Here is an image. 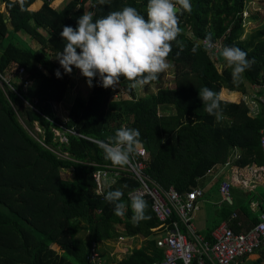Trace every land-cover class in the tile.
<instances>
[{"label": "trees", "instance_id": "obj_1", "mask_svg": "<svg viewBox=\"0 0 264 264\" xmlns=\"http://www.w3.org/2000/svg\"><path fill=\"white\" fill-rule=\"evenodd\" d=\"M34 1L24 0L22 8L19 0H0L5 6V13H0V264H90L89 243L121 232L149 238L118 264L162 261L164 252L152 238L161 221L151 201L145 199V215L150 219L134 225L128 194L139 184L132 173L121 170L127 165L116 166L104 158L98 141L107 142L121 126L138 129L147 157L136 150L129 160H143L145 175L164 189L174 186L181 193L196 187L208 170L226 164L235 148L242 154L238 165H264V114L253 118L243 102L220 99L223 119L217 122L198 96L203 87L220 95L222 88L246 92L249 84L263 82L264 14L250 11L248 20L258 28L240 38L247 0H190L192 11L177 13L182 30L177 39L184 49L173 42L167 58L174 66L173 87L138 98L123 78L115 88H104L94 79L87 99L77 97L65 120L54 106L64 101L77 69L66 74L54 58L65 43L59 35L63 26L77 27V18L89 11L91 2L93 21L125 5L147 18V0H110L105 5L97 0H69L61 10L47 2L33 10ZM257 2L264 8V0ZM19 32L38 41V47L16 39ZM209 37L221 47H239L254 59L238 84L233 83L226 61H219L213 49L200 43L209 42ZM57 68L62 78L55 76ZM20 69L24 70L21 76ZM162 76L150 84H158ZM25 81L30 83L24 87ZM16 109L29 128L39 123L40 137L19 121ZM56 129L64 132L65 139ZM65 170L71 172L70 179L62 177ZM114 170H121L122 176L104 193L122 190L128 205L123 216L96 193L94 173ZM53 243L61 253L51 247ZM259 250L260 260L252 264L264 260V245Z\"/></svg>", "mask_w": 264, "mask_h": 264}, {"label": "clouds", "instance_id": "obj_2", "mask_svg": "<svg viewBox=\"0 0 264 264\" xmlns=\"http://www.w3.org/2000/svg\"><path fill=\"white\" fill-rule=\"evenodd\" d=\"M19 2L23 8L24 0ZM97 3L105 5L110 0H97ZM181 11H192L190 0H147V18L129 5L123 6L121 10L109 11L95 21L92 11L84 12L77 18V27L63 26L59 35L65 43L54 58L66 74H71L73 67L79 69L89 87L97 79L100 86L115 88L121 78L129 82L130 89L146 86L172 66L167 58L173 42L181 51L184 49L183 42L177 39L182 31L177 15ZM206 47H213L210 37ZM196 51L194 47L192 52ZM217 52L231 69L234 84L240 82L242 74L254 63V59L250 60L248 54L239 47L223 46ZM60 68L54 73L57 78H62ZM198 96L205 111L214 115L217 122L221 121L223 112L218 93L203 87L198 91ZM139 137L138 129L121 126L107 142L98 141V147L103 150L106 160H110L113 165L123 166L135 154L140 144ZM261 143L264 144V139ZM94 176L96 179V173ZM97 195H103L113 205L116 215H124L128 205L122 200L121 189L97 192ZM130 200L134 225L150 219L145 215L147 202L142 196H131Z\"/></svg>", "mask_w": 264, "mask_h": 264}, {"label": "crops", "instance_id": "obj_3", "mask_svg": "<svg viewBox=\"0 0 264 264\" xmlns=\"http://www.w3.org/2000/svg\"><path fill=\"white\" fill-rule=\"evenodd\" d=\"M43 2H47L51 4L55 9L61 10L69 2V0H35L32 9H39ZM93 6L94 5L92 2L88 5L89 11H91ZM0 13H5V6L3 3H0ZM43 32L47 34L46 31ZM17 37L21 40H24L25 42H28L32 47H38L39 45L38 41L30 38L24 32L17 33ZM216 58L218 59L217 54ZM164 76L165 73L163 72V76L160 82L162 81ZM166 76H170L172 81H167V83L165 84L166 86L164 87H173V73H170ZM146 86L154 85L148 84ZM164 87H159L157 88V90ZM137 88L138 87L134 89L135 93ZM247 88L248 89L246 92H230L229 90L222 88L219 97L222 101L226 102H243L249 109V116L253 118L259 117L264 114V105L259 100V97H264V86L260 85V87H257V85L249 84ZM157 90L155 91V93L157 92ZM252 102L254 104H252ZM140 147L143 146L139 144L137 148ZM241 157L242 154L240 149L235 148L226 164L216 165L212 169L208 170L205 175L198 179L197 186L192 189L200 190L202 192V195H200L196 200L197 207L192 212V223L195 227L196 234L206 241L210 242L211 240H213V233L221 224H228V226L231 227L234 231L239 230V232H245L255 224H257L261 219V216L264 215V165L253 163L245 166H240L237 164V162L239 159H241ZM121 170L126 171V169L123 168ZM120 171L114 170L112 172H119L117 178H120V176H122ZM132 177L138 182L134 175H132ZM226 181L231 184L232 188L229 197L227 199H223L220 193V186L222 182ZM107 187V185H104L102 190L99 191L96 184V193L104 192ZM171 187L175 188L174 186ZM176 219H178L181 230L186 234H189L190 231L182 222V220L177 217V215ZM153 230L155 234L152 235V238L155 239L157 246L164 252L165 258V249L158 245V240L164 235V233L160 230H157L156 227L153 228ZM86 235L87 234H84L83 237H86ZM148 238L149 237H146L142 234L127 235L121 232L117 236L107 238L99 242L92 241L89 243L87 260L90 264H118L124 259L132 256L135 250L141 249L144 245H146ZM92 244L94 245V247H96V250L98 252V262H91L89 260L90 248ZM51 247L59 253L62 252L57 244L53 243ZM261 253L262 251L258 250L255 253L251 254V256L240 260L235 264L255 263L260 260ZM157 262L160 261H156L155 263ZM261 264H264V260H262Z\"/></svg>", "mask_w": 264, "mask_h": 264}, {"label": "built area", "instance_id": "obj_4", "mask_svg": "<svg viewBox=\"0 0 264 264\" xmlns=\"http://www.w3.org/2000/svg\"><path fill=\"white\" fill-rule=\"evenodd\" d=\"M258 0H247L245 7L242 10L241 17L243 18V28L251 25L248 20L250 11L260 12L257 5ZM206 45L209 43L203 40ZM213 51L217 54V50L221 48L219 42H211ZM24 70L20 69L19 75L23 74ZM1 76V75H0ZM30 82L25 81L23 86H28ZM264 86L263 82L257 84V87ZM259 100L264 105V97H259ZM252 104H254L252 102ZM264 139V128L261 130V141ZM263 155L264 144L261 143ZM137 152L145 158V150L143 147L137 148ZM127 170L132 173L138 180L140 187L128 194L131 196H142L151 201V207L157 214L161 224L156 227L164 235L159 238L158 245L165 249V258L155 264H235L238 261L251 256L264 245V215L261 219L245 232H236L228 224L219 225L213 233V242H209L201 238L195 232V227L192 223V212L196 209V200L202 195L200 190H192L187 193H180L177 189L171 187L164 189L158 183L151 180L143 173L145 167L143 160L137 162L136 159L129 160ZM110 171H99L96 173L95 182L98 190L101 191L103 186L101 179ZM119 175V172H117ZM95 177V176H94ZM231 184L222 182L220 193L223 199H227L231 193ZM186 225L189 234L183 232L180 228L178 219ZM89 260L98 262V252L92 244L90 248Z\"/></svg>", "mask_w": 264, "mask_h": 264}, {"label": "rangeland", "instance_id": "obj_5", "mask_svg": "<svg viewBox=\"0 0 264 264\" xmlns=\"http://www.w3.org/2000/svg\"><path fill=\"white\" fill-rule=\"evenodd\" d=\"M256 3L258 4L257 1H256ZM258 8H260L259 9L260 13L263 15L264 14V8H262V7H258ZM257 12H259V11H257ZM257 28H258L257 25H250V24L247 25L246 28H243V31H242V34H241L240 38H246V36H248V35L252 34L253 32H255L257 30ZM16 39H19V38H16ZM15 42L19 43V41H15ZM26 43L29 44L28 42H26ZM171 65L172 66L164 72L165 76L163 77L162 81L158 85L144 86V87L138 86V88L136 90V93H135L137 95L136 97L140 98V97H144L146 94L155 93L157 88L166 86L165 84L167 83V81H172L170 76H166V75H168L170 73H173V71H174V66H173L172 63H171ZM91 90H92V87L88 86V84L86 82V78L83 77L80 74L79 69H77L74 77L71 80V83L69 85V88H68V91L66 93L64 101H62L60 104H57V105L54 106L56 112L60 115L61 118L66 120L68 118V114H69V111L71 109V106L75 102V99L77 97H80V98H83V99L86 100L88 95L90 94ZM20 114L21 113H19V109H18L17 110V115H18L19 121L25 126V128L34 137H36V138L40 137L39 133H43V130L41 129L39 123L35 122L34 123V128L31 129L28 126H26V123L24 122V119L21 117ZM56 133H57V135L62 136V138L65 139L63 131L56 129ZM145 156H146V153H145ZM124 169L127 170V168H124ZM70 175H71L70 171L65 170V171L62 172V177L64 179H70ZM117 177H118L117 172L108 173L105 177H103L101 179L102 186L103 185L109 186L110 184H112L114 182V180Z\"/></svg>", "mask_w": 264, "mask_h": 264}, {"label": "water", "instance_id": "obj_6", "mask_svg": "<svg viewBox=\"0 0 264 264\" xmlns=\"http://www.w3.org/2000/svg\"><path fill=\"white\" fill-rule=\"evenodd\" d=\"M93 10L94 9L92 8L91 11H93ZM200 43H202V41H200ZM217 57H218L219 61H222L223 60V58L218 55V52H217Z\"/></svg>", "mask_w": 264, "mask_h": 264}]
</instances>
